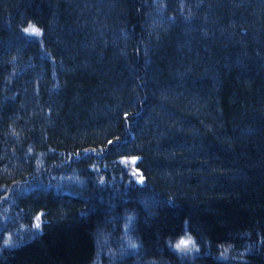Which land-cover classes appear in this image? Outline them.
Here are the masks:
<instances>
[{
	"label": "trees",
	"instance_id": "obj_1",
	"mask_svg": "<svg viewBox=\"0 0 264 264\" xmlns=\"http://www.w3.org/2000/svg\"><path fill=\"white\" fill-rule=\"evenodd\" d=\"M0 264H264V0H0Z\"/></svg>",
	"mask_w": 264,
	"mask_h": 264
},
{
	"label": "snow or ice",
	"instance_id": "obj_2",
	"mask_svg": "<svg viewBox=\"0 0 264 264\" xmlns=\"http://www.w3.org/2000/svg\"><path fill=\"white\" fill-rule=\"evenodd\" d=\"M24 31L26 32H30L32 34H36L38 35L39 34V30L33 26V25H29L28 28H26ZM143 178L141 177V180ZM191 246V247H189ZM175 247L178 249V250H185L187 249L188 251H191L193 248H195V244L193 243L191 237H188L187 239H181L176 245Z\"/></svg>",
	"mask_w": 264,
	"mask_h": 264
},
{
	"label": "rangeland",
	"instance_id": "obj_3",
	"mask_svg": "<svg viewBox=\"0 0 264 264\" xmlns=\"http://www.w3.org/2000/svg\"><path fill=\"white\" fill-rule=\"evenodd\" d=\"M30 25V24H29ZM29 25H27L26 27H25V29L26 28H28V26ZM34 26V25H33ZM36 27V26H35ZM37 28V27H36ZM38 29V28H37ZM39 30V29H38ZM27 33H29V34H32V33H30V32H27ZM39 33H40V30H39ZM183 239H187L188 237H182ZM182 238H180L178 241H177V243L182 239ZM189 247H191V246H189ZM183 251H188L187 249H185V250H183ZM189 252V251H188Z\"/></svg>",
	"mask_w": 264,
	"mask_h": 264
}]
</instances>
